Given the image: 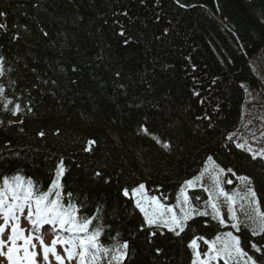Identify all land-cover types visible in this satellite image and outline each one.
<instances>
[{"label": "trees", "instance_id": "1", "mask_svg": "<svg viewBox=\"0 0 264 264\" xmlns=\"http://www.w3.org/2000/svg\"><path fill=\"white\" fill-rule=\"evenodd\" d=\"M0 10L8 14L0 20L8 25L0 30V84L24 108L13 116L0 107V184L18 174L47 190L62 158L65 192L86 202L82 215L103 209L94 224L104 227V246L129 242L125 264H190L192 238L229 228L196 217L181 238L161 229L150 242L124 187L145 183L175 204L211 156L252 180L264 211V159L236 147L246 136L248 88L264 89V0H0ZM88 139L99 142L93 153L82 150ZM189 194L207 199L202 189Z\"/></svg>", "mask_w": 264, "mask_h": 264}, {"label": "snow or ice", "instance_id": "2", "mask_svg": "<svg viewBox=\"0 0 264 264\" xmlns=\"http://www.w3.org/2000/svg\"><path fill=\"white\" fill-rule=\"evenodd\" d=\"M177 2L179 3V0ZM7 15L6 11L0 10V20ZM7 29L8 25L0 22V30L7 31ZM41 32L44 37L49 35L43 29ZM19 39L18 34L11 37L12 41ZM4 64L5 58L0 55V77L5 75ZM76 70L73 68V71ZM116 75L118 76L119 73ZM52 83L54 84L55 81ZM0 107L6 112H11L13 116L20 115L24 111L20 103H14L8 98L4 84H0ZM31 110L28 109L29 112ZM16 123L22 124L23 120ZM139 131L151 136L163 150L172 151L173 145L170 142L150 132L144 124L140 125ZM39 135L43 137L45 133L41 131ZM234 136L235 133L229 135L228 140L231 141ZM98 144L96 139H88L84 142L82 150L93 153ZM236 147L251 153V158L254 160L258 157L264 159V149L254 151L246 140L244 143H237ZM65 172L64 161L61 158L55 168V178L51 179L47 190H41L38 182H34L31 178L26 179L23 175L17 174L11 177L3 175L0 184V215L3 217V223L0 224V264H4L5 260L7 264H52L50 255L54 257L56 264H65V261L68 264H72L73 261L75 264H125L128 259L129 242H118L112 247L104 246L102 242L104 227L102 224H94L95 221L102 219L103 209L97 207L93 215H82L87 206L86 202H73L76 200L73 192H65V186L61 182ZM225 173L237 176L232 168L220 167L211 156L208 157L203 171L198 176L183 182L175 204L166 203L167 196L150 195L145 183H138L131 188L124 187L121 191L123 197L134 201V207L142 214L141 230L148 233L150 242L157 235L166 234L161 229L181 238L186 231L192 230L189 222L194 221L196 217H210L220 227L230 226L235 233L247 231L250 232L251 237H260L258 241L244 240L242 235L225 231L216 234L213 239H206L204 236L192 238L187 244L192 251L190 264H213L218 261H223V264H264V211H261L256 191L250 186L252 181L248 176H237L245 186V191L242 194L236 190L229 194L223 184H233V181L231 179L222 181L221 177ZM95 175L99 177L101 173L96 172ZM205 175H210L212 178L211 189L202 183ZM196 187L202 188L207 193V199L202 201L198 194L189 195V190ZM221 198L227 205V220L221 210ZM238 199L249 201L253 208L254 215L249 216L245 213L249 223L240 220L237 215L235 206ZM240 208H244L243 203L240 204ZM22 216L34 229L55 225L65 235H56L50 245L45 243L42 235H25L20 223ZM205 224L207 225V221ZM18 241L23 243L18 244ZM198 241H202L207 246L206 250H201ZM57 244L63 246V254L57 251ZM38 246L39 251H37ZM246 248H250L252 254H249ZM156 251L160 253L163 250L157 248ZM257 253L260 255L257 256Z\"/></svg>", "mask_w": 264, "mask_h": 264}, {"label": "rangeland", "instance_id": "3", "mask_svg": "<svg viewBox=\"0 0 264 264\" xmlns=\"http://www.w3.org/2000/svg\"><path fill=\"white\" fill-rule=\"evenodd\" d=\"M245 109H246V112H247V117L244 120L243 130L246 132V135L249 134V136H252V138L254 140H257L262 134V126L264 125V98H263V96H261L258 93H256V91L251 90L249 92V97H247L246 102H245ZM257 122L259 123L258 126L256 125ZM249 139H250V137H247V140H249ZM250 144H253V140L250 141ZM221 180L224 181L223 180V175L221 177ZM232 181H233V184L228 185L227 189L229 191H232V192L236 191V190H239V186L236 184L237 182H235L234 180H232ZM202 183L204 184L205 187H208L210 189L213 187V182H212V178H211L210 175H205L204 178H203ZM240 184H241V182H240ZM224 186H226V184H223V187ZM243 189L245 191L244 185H243ZM190 190H192V189H190ZM238 201H239L240 204L241 203L244 204V208L243 209L238 207ZM223 204L226 205L225 203H223ZM226 207H227V205H226ZM235 208H236L237 215L240 218V220L244 221L245 223H249L245 213H247V215H249V216L254 215L253 208L250 205L249 201H247V200L246 201H240L238 199ZM247 208L248 209L250 208V210L246 211ZM22 217H21V219H22L23 229L25 230V235H30V234L31 235H35V233H36L35 229L32 227V225L29 223V221H27L24 217L23 218ZM2 223H3V218L0 221V224H2ZM228 228H229L228 231H233L234 234H236L235 230L231 229L230 226ZM6 236H7V233H6ZM55 238L53 236L49 235L47 237H44L43 239H44L46 244L50 245L52 240L55 239ZM22 243H23L22 241H18V244H22ZM204 249L206 250V248H204ZM6 250L7 249L5 248V251ZM39 250L40 249H39V246H38L37 247V251H39ZM57 251L60 252L61 254H63V246L57 244ZM50 260L52 261V264H56V261H55L54 257H51V255H50ZM74 263L75 262H72V264H74ZM4 264H7L6 260L4 261ZM65 264H68V262L65 261Z\"/></svg>", "mask_w": 264, "mask_h": 264}, {"label": "bare ground", "instance_id": "4", "mask_svg": "<svg viewBox=\"0 0 264 264\" xmlns=\"http://www.w3.org/2000/svg\"><path fill=\"white\" fill-rule=\"evenodd\" d=\"M250 89L253 90V91H256V93H258V91H260V92H261V91H264V89H261V90H259V89L255 90L254 88H253V89L250 88ZM262 93H263V95L260 94V93H258V94L264 97V92H262ZM245 102H246V100H245Z\"/></svg>", "mask_w": 264, "mask_h": 264}]
</instances>
